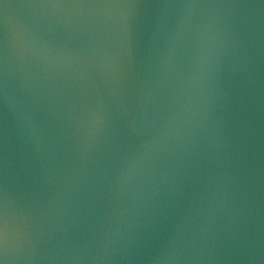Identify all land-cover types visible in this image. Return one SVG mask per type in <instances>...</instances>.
I'll list each match as a JSON object with an SVG mask.
<instances>
[{"label": "water", "instance_id": "95a60500", "mask_svg": "<svg viewBox=\"0 0 264 264\" xmlns=\"http://www.w3.org/2000/svg\"><path fill=\"white\" fill-rule=\"evenodd\" d=\"M0 264H264V0H0Z\"/></svg>", "mask_w": 264, "mask_h": 264}]
</instances>
